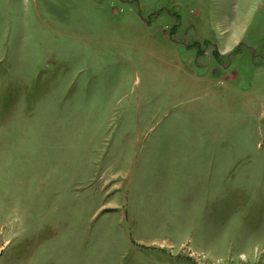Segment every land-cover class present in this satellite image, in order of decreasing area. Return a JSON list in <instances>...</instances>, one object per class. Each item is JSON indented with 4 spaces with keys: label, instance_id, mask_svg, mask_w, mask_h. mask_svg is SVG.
Listing matches in <instances>:
<instances>
[{
    "label": "rangeland",
    "instance_id": "rangeland-1",
    "mask_svg": "<svg viewBox=\"0 0 264 264\" xmlns=\"http://www.w3.org/2000/svg\"><path fill=\"white\" fill-rule=\"evenodd\" d=\"M0 264H264V0H0Z\"/></svg>",
    "mask_w": 264,
    "mask_h": 264
},
{
    "label": "crops",
    "instance_id": "crops-1",
    "mask_svg": "<svg viewBox=\"0 0 264 264\" xmlns=\"http://www.w3.org/2000/svg\"><path fill=\"white\" fill-rule=\"evenodd\" d=\"M212 219V217H210Z\"/></svg>",
    "mask_w": 264,
    "mask_h": 264
}]
</instances>
